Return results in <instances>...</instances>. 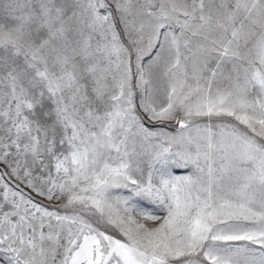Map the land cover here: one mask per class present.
I'll return each instance as SVG.
<instances>
[{"label": "snow or ice", "instance_id": "obj_1", "mask_svg": "<svg viewBox=\"0 0 264 264\" xmlns=\"http://www.w3.org/2000/svg\"><path fill=\"white\" fill-rule=\"evenodd\" d=\"M0 264H264V0H0Z\"/></svg>", "mask_w": 264, "mask_h": 264}]
</instances>
